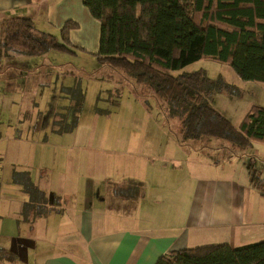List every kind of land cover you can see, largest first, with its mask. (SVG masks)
<instances>
[{
	"label": "trees",
	"instance_id": "16d2710c",
	"mask_svg": "<svg viewBox=\"0 0 264 264\" xmlns=\"http://www.w3.org/2000/svg\"><path fill=\"white\" fill-rule=\"evenodd\" d=\"M82 1L100 26L98 62L132 81V91L143 86L158 98L168 116L179 121V145L222 139L244 151L254 142L264 143V107L252 106L235 126L211 103L214 91L230 90L231 85L221 76L211 79L202 69L172 73L196 60L211 58L229 64L243 80L264 83V0ZM76 25L67 20L59 30V40L38 31L29 17L12 14L2 18L0 63L11 55L68 51L69 32ZM63 94L68 103L53 122V130L59 133L76 126L74 117L84 99L77 86L65 87ZM68 108L74 110L69 124ZM12 179L27 195L21 205V222L31 223L54 210L57 199L52 202L28 171L15 170ZM131 183L142 188L140 182ZM126 191L125 196H130V191L119 186L115 192ZM261 195L264 197V190ZM13 258L0 246V260ZM155 264H264V240L237 247L217 243L172 250Z\"/></svg>",
	"mask_w": 264,
	"mask_h": 264
},
{
	"label": "crops",
	"instance_id": "0c3cea01",
	"mask_svg": "<svg viewBox=\"0 0 264 264\" xmlns=\"http://www.w3.org/2000/svg\"><path fill=\"white\" fill-rule=\"evenodd\" d=\"M12 14L29 17L38 31L49 34L59 32L67 20L91 24L94 36L95 23L82 0H0V19ZM199 143H204L196 147L203 146L201 157L206 153L217 157L219 148H224L213 140ZM72 145L58 156L45 155L49 175L37 177L38 181L31 176L52 202L57 199L54 210L31 223L21 222L27 195L20 193L12 220H0V246L14 255L0 264H155L172 250L217 243L237 247L264 240L262 189L237 184L227 176L202 178V171L185 175L181 166L191 164V154L173 157L176 162L170 165L156 164L150 154L140 162L124 157L122 171L107 179L113 184L110 190L106 187L104 195H96L89 172L98 156L72 152L77 148ZM195 145H179L174 139L168 149L190 151ZM197 164L194 168L201 169ZM113 168L121 167L116 162ZM173 177L175 184H169ZM134 181L142 188H136ZM186 181H192L193 191H185ZM117 186L130 191V196H125L127 191L116 194Z\"/></svg>",
	"mask_w": 264,
	"mask_h": 264
},
{
	"label": "rangeland",
	"instance_id": "374dc122",
	"mask_svg": "<svg viewBox=\"0 0 264 264\" xmlns=\"http://www.w3.org/2000/svg\"><path fill=\"white\" fill-rule=\"evenodd\" d=\"M92 20L94 36L91 24L76 25L69 32L68 51L52 49L38 55H11L0 63V220H12V207L22 195L20 186L13 182V172L26 170L35 180L44 178L50 173L44 169L50 165L44 160L45 155L50 153L52 158L58 153L63 154L64 148L73 147L72 144L77 146L71 149L72 152L98 156L94 162L96 166L89 172L96 195H104L106 187L110 190L113 184L107 179L122 171L124 157L127 156V161L134 158L140 162L150 154L156 164L168 165L176 162L173 157L184 159L191 154V164L181 166L185 175L202 171L199 175L202 178H206L204 175L227 176L237 184L264 190L262 142H254L242 151L222 139H211L224 146L219 148L217 157L207 153L201 157L199 153L204 148L196 147L204 143L199 142H195V147H189L190 151L185 150L186 153L183 148L176 153L175 149H168L169 142L180 137L179 121L169 117L165 106L145 87L137 88L139 94L132 91L130 88L135 86L132 81L107 64L98 62L99 23ZM50 33L61 40L60 31ZM200 69L211 79L221 76L231 85L229 91H214L211 103L233 125L238 126L252 106L264 107V83L241 79L227 63L202 58L172 73ZM73 86L84 92L81 109L74 117L76 126L73 132L57 133L53 130L55 116L62 105L68 103L63 89ZM68 109L73 115L74 110ZM68 116L69 124L73 117ZM127 139L130 141L125 145ZM170 152L175 155L171 157ZM157 155L164 156L155 157ZM197 156L201 165L197 164ZM116 162L121 168L111 169ZM195 164L201 169H195ZM162 170L159 166V171ZM175 182L176 177H173L169 184ZM186 184L185 191H193L192 181H186Z\"/></svg>",
	"mask_w": 264,
	"mask_h": 264
}]
</instances>
